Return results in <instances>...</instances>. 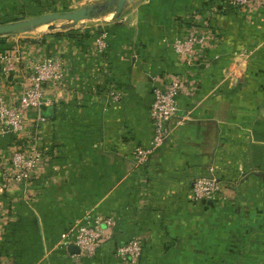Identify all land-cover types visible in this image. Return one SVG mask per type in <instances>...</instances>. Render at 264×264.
Returning <instances> with one entry per match:
<instances>
[{
    "label": "crops",
    "instance_id": "obj_1",
    "mask_svg": "<svg viewBox=\"0 0 264 264\" xmlns=\"http://www.w3.org/2000/svg\"><path fill=\"white\" fill-rule=\"evenodd\" d=\"M74 1L0 0V20ZM115 13L116 6L65 25L44 19L23 32L67 28L87 38L80 46L71 36H54L62 30L42 40L50 49L71 48L69 87L44 106L42 122L30 112L49 161L28 189L0 193V264H123L117 247L139 236L141 264H264V10L247 17L227 0H126ZM194 22L214 27L219 42L190 69L200 79L198 93L179 98L165 145L139 168L133 150L151 142L154 88L186 70L171 43L186 38ZM101 31L107 32L103 59L90 52ZM247 50L245 80L233 87L225 72ZM108 86L123 98L108 99ZM8 144L0 136V157ZM210 174L231 183L229 199L193 202L191 181ZM88 213L116 218L101 252L88 260L54 249Z\"/></svg>",
    "mask_w": 264,
    "mask_h": 264
},
{
    "label": "built area",
    "instance_id": "obj_2",
    "mask_svg": "<svg viewBox=\"0 0 264 264\" xmlns=\"http://www.w3.org/2000/svg\"><path fill=\"white\" fill-rule=\"evenodd\" d=\"M230 8L253 17L264 10V0H227ZM43 38L23 40L0 51V136L9 138L6 153L0 157V193L17 189H28L30 183L43 174L49 161L38 147L39 137L29 119L30 112L38 113L61 97L69 87L70 64L66 60L71 48L60 45L48 49ZM219 42L218 33L208 24L193 23L186 38L171 43L186 70L167 79L162 88H154V100L150 108L153 136L147 147L137 146L133 150L135 165L143 168L152 155L162 148L169 135L168 123L177 115L179 98L194 97L199 90L200 79L190 69L207 57ZM91 54L104 58L107 52V32L97 34ZM250 50L238 54L226 70V79L233 86L241 85L251 58ZM101 65L108 71L107 62ZM79 77V76H77ZM83 84L85 79L81 77ZM80 81V78L78 79ZM106 96L119 101L123 94L115 86H108ZM62 91V92H61ZM188 120L185 118L182 122ZM231 183L219 180L213 174L196 177L191 181L190 199L195 203L224 202L233 190ZM2 207L0 206V235L5 231ZM117 225L113 216L88 213L69 226L61 234L54 249L76 246L79 256L93 260L109 241ZM145 240L134 237L125 245L117 247L115 258L123 264H141Z\"/></svg>",
    "mask_w": 264,
    "mask_h": 264
},
{
    "label": "water",
    "instance_id": "obj_3",
    "mask_svg": "<svg viewBox=\"0 0 264 264\" xmlns=\"http://www.w3.org/2000/svg\"><path fill=\"white\" fill-rule=\"evenodd\" d=\"M126 0H106L102 4L90 5L85 8L70 12H56L48 13L42 16L33 17L30 19L16 21L8 24L0 25V37L9 34H22L25 29H28L38 23L43 22L44 19L53 21V22H69V21H79L93 18L95 15L103 14L107 10L116 6L115 16L121 13L122 8ZM69 250L73 253H79V250L76 246H70Z\"/></svg>",
    "mask_w": 264,
    "mask_h": 264
},
{
    "label": "rangeland",
    "instance_id": "obj_4",
    "mask_svg": "<svg viewBox=\"0 0 264 264\" xmlns=\"http://www.w3.org/2000/svg\"><path fill=\"white\" fill-rule=\"evenodd\" d=\"M96 0H75L71 5H62V6H58V7H50V6H33L32 8V12L30 13H20L17 15H3L5 16L3 18V21L0 20V25L3 24H8V23H12L16 22V21H22V20H26V19H30L33 17H37V16H42L45 15L47 13H53V12H57V10L59 11H74V10H78L81 8H85L88 7L90 5H92ZM29 9V8H28ZM66 23L64 22H57L56 25H65ZM85 25L90 24V23H84ZM85 25H78L77 27L80 29L82 26ZM63 30V32H66V29H58V30H54L51 32H35V33H22V34H9V35H4L1 36L0 38L3 39L4 41L6 40L7 43L6 45L9 46L11 44H14L16 42V40L19 42L23 41V40H33L36 38H44L46 36H48L47 34L52 33V32H61Z\"/></svg>",
    "mask_w": 264,
    "mask_h": 264
},
{
    "label": "trees",
    "instance_id": "obj_5",
    "mask_svg": "<svg viewBox=\"0 0 264 264\" xmlns=\"http://www.w3.org/2000/svg\"><path fill=\"white\" fill-rule=\"evenodd\" d=\"M54 36H56V37H61V36H66V37H69V36H71L74 40H76V42L80 45V46H83V42H85V40H84V38H87L86 36L87 35H83L82 33H80V32H75L74 33V30H69V31H66V32H63V33H58V34H54ZM6 43H7V41L5 40H3V39H1L0 38V44L2 45V49H5V48H7V47H9V46H7L6 45ZM46 47L48 48V49H50V46L49 45H46ZM44 108V107H43ZM42 108V109H43ZM45 110H47V108H44V110H43V114H45Z\"/></svg>",
    "mask_w": 264,
    "mask_h": 264
}]
</instances>
